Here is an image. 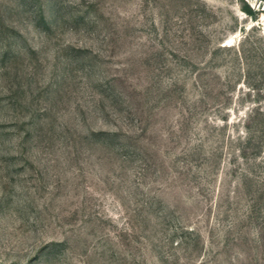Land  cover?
<instances>
[{"label": "rangeland", "instance_id": "374dc122", "mask_svg": "<svg viewBox=\"0 0 264 264\" xmlns=\"http://www.w3.org/2000/svg\"><path fill=\"white\" fill-rule=\"evenodd\" d=\"M0 264H264V0H0Z\"/></svg>", "mask_w": 264, "mask_h": 264}]
</instances>
